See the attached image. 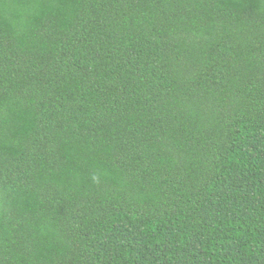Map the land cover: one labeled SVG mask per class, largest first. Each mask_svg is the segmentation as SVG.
<instances>
[{"label":"trees","instance_id":"1","mask_svg":"<svg viewBox=\"0 0 264 264\" xmlns=\"http://www.w3.org/2000/svg\"><path fill=\"white\" fill-rule=\"evenodd\" d=\"M0 264H264V0H0Z\"/></svg>","mask_w":264,"mask_h":264}]
</instances>
